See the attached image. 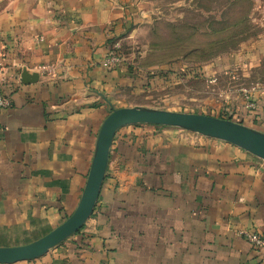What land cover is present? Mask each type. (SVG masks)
Masks as SVG:
<instances>
[{
	"label": "crops",
	"instance_id": "obj_1",
	"mask_svg": "<svg viewBox=\"0 0 264 264\" xmlns=\"http://www.w3.org/2000/svg\"><path fill=\"white\" fill-rule=\"evenodd\" d=\"M148 14L144 0H0V92L11 100L0 112V248L32 243L76 210L105 119L147 93L131 58L103 62ZM263 55L248 44L241 60ZM25 72L37 81L24 84ZM244 91L257 109L242 101L232 121L264 134V85ZM244 230L264 236L262 160L182 129L128 125L84 227L16 264H264Z\"/></svg>",
	"mask_w": 264,
	"mask_h": 264
},
{
	"label": "rangeland",
	"instance_id": "obj_2",
	"mask_svg": "<svg viewBox=\"0 0 264 264\" xmlns=\"http://www.w3.org/2000/svg\"><path fill=\"white\" fill-rule=\"evenodd\" d=\"M144 4L148 18L121 45L147 78V93L129 103L240 121L244 89L264 85V55L254 63L241 60L248 44L264 47V0Z\"/></svg>",
	"mask_w": 264,
	"mask_h": 264
},
{
	"label": "water",
	"instance_id": "obj_3",
	"mask_svg": "<svg viewBox=\"0 0 264 264\" xmlns=\"http://www.w3.org/2000/svg\"><path fill=\"white\" fill-rule=\"evenodd\" d=\"M37 74L22 75L26 85L36 82ZM172 127L230 143L264 162V134L232 120L202 114L151 110L141 107L112 109L105 119L96 144L86 186L74 213L40 239L23 246L0 248V264H16L46 255L76 235L93 215L106 177L110 149L119 129L128 125Z\"/></svg>",
	"mask_w": 264,
	"mask_h": 264
},
{
	"label": "built area",
	"instance_id": "obj_4",
	"mask_svg": "<svg viewBox=\"0 0 264 264\" xmlns=\"http://www.w3.org/2000/svg\"><path fill=\"white\" fill-rule=\"evenodd\" d=\"M123 59L121 47L119 44H116L108 57L105 58L103 66L111 69L121 64ZM242 96L244 98L245 109L248 111H255L257 109V104L253 101L251 94L247 91H243ZM10 106L11 100L0 92V112L8 109ZM240 234L255 249H262L264 251V236L262 234L249 230L241 231Z\"/></svg>",
	"mask_w": 264,
	"mask_h": 264
},
{
	"label": "trees",
	"instance_id": "obj_5",
	"mask_svg": "<svg viewBox=\"0 0 264 264\" xmlns=\"http://www.w3.org/2000/svg\"><path fill=\"white\" fill-rule=\"evenodd\" d=\"M165 78V77H164Z\"/></svg>",
	"mask_w": 264,
	"mask_h": 264
}]
</instances>
